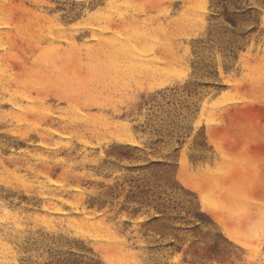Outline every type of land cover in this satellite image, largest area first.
I'll return each instance as SVG.
<instances>
[{
  "label": "rangeland",
  "instance_id": "1",
  "mask_svg": "<svg viewBox=\"0 0 264 264\" xmlns=\"http://www.w3.org/2000/svg\"><path fill=\"white\" fill-rule=\"evenodd\" d=\"M0 264H264V0H0Z\"/></svg>",
  "mask_w": 264,
  "mask_h": 264
}]
</instances>
